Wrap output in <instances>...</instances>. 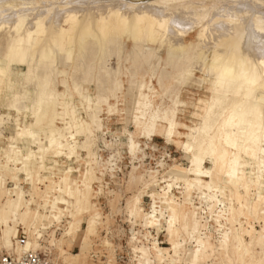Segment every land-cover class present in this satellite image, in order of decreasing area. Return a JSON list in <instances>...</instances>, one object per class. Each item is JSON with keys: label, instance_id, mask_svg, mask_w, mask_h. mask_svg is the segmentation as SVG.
Segmentation results:
<instances>
[{"label": "bare ground", "instance_id": "bare-ground-1", "mask_svg": "<svg viewBox=\"0 0 264 264\" xmlns=\"http://www.w3.org/2000/svg\"><path fill=\"white\" fill-rule=\"evenodd\" d=\"M222 1L0 0V105L7 109L8 116L13 109L24 114V127L10 144V151L17 143L24 152L22 173L27 175L29 172L33 144L43 151V157L56 158L65 154L69 165L74 163L73 156L79 159L78 150L91 155L92 133L101 128L100 104L108 96L94 99L90 86L85 83H95L106 95L115 96L122 83L119 77L125 61L124 38L128 36L135 43L140 64L149 67L152 74L158 72L161 53L165 50L167 64L179 70L175 78L180 89L197 87L202 93H208L206 102L205 99L201 102V125L188 133L191 141L185 150L193 151L207 139L204 153L190 157L193 173H197L196 168L205 158L212 160L215 169L210 173L208 189L214 176L220 174L239 198L242 173L260 165L264 157V0H230L227 6H220ZM260 7H263L262 11H258ZM195 24L202 27L199 37L188 42L185 33ZM62 57L66 59V65L72 67L71 84L67 67L61 66ZM114 59L117 67L111 63ZM60 76L65 88L63 92L57 89ZM131 85L142 86L134 82ZM74 94L85 107L87 119H84ZM58 104H62L64 110H71L77 133L85 136L82 144L64 142L70 126L65 127L64 134L56 132L54 109ZM30 117L34 121H29ZM45 119L48 125L44 142L39 131L29 132L28 129ZM175 119L176 113L170 120L168 133L174 129ZM3 123L4 118L0 116V126ZM136 127L138 131L139 126ZM227 147L237 152L229 167L225 165ZM239 154L242 161H239ZM236 168L240 175L235 173ZM66 169L64 184L67 187L71 177ZM64 191L70 198L79 199L74 192ZM16 195L17 199L8 200L0 207L6 226L2 240L10 247L6 251L20 250L16 240L13 241L18 225L34 234V241L27 239V247L36 249L32 244L43 235L40 227L46 231L53 224V218L60 221L62 216L69 215L71 202L68 200L67 208H61L58 200L51 199L54 204L51 206L58 209V215L54 211L46 216L39 214L40 222L34 224L30 208L24 209L23 192L16 191ZM74 207L76 216L90 212L85 201L82 206ZM43 216L46 223L41 220ZM97 219L96 215L87 219L88 227L81 237L80 259L87 249V233L95 230ZM74 225L71 221L67 234H72ZM196 244L202 246L200 255L193 250L186 254V260L194 264L200 261V256L207 260L212 249L210 242L200 236ZM106 245L109 242L106 241ZM171 251L172 259L160 252L157 256L160 264L177 263L181 252L178 240H172ZM141 252L146 264H155L144 249ZM258 264H264V260H258Z\"/></svg>", "mask_w": 264, "mask_h": 264}, {"label": "rangeland", "instance_id": "rangeland-1", "mask_svg": "<svg viewBox=\"0 0 264 264\" xmlns=\"http://www.w3.org/2000/svg\"><path fill=\"white\" fill-rule=\"evenodd\" d=\"M229 3L230 0H223L220 6ZM201 29V24L193 25L185 33L186 41H196ZM124 42L127 54L121 65V87L115 96L106 95L95 83H85L90 86L94 99L108 97L100 104L101 128L92 133L91 155L78 150L79 159L73 156L72 165L65 154L56 158L43 157V151L33 144L29 172L27 175L22 173L24 152L17 143L10 151V144L24 127V114L13 109L8 116L7 109L0 105V116L4 118L0 126V207L8 200L17 199L16 191L23 192L24 209L30 208V218L35 219L36 224V221L40 222L39 214L46 216L54 211L58 215V209L51 206V199L58 200L61 208H67L66 203L70 200L69 215L62 216L60 221L53 218V224L46 231L40 227L43 235L32 244L59 264H146L141 249L155 264H160L157 257L160 252L172 259L173 239L178 240L181 249L174 264H194L186 260V254L193 250L200 255L202 246L196 244L198 236L210 242L212 249L209 258L204 260L200 256L197 264H258V260H264V157L260 165L242 173L239 198L220 174L214 176L208 189L214 162L205 158L196 168V174L190 163L192 155L204 153L208 140L193 151L185 150L191 141L188 133L201 125V102L202 99L206 102L208 93H202L197 87L180 89L175 78L179 70L167 64L165 50L161 53L157 74H152L149 67L140 64L133 39L125 36ZM112 61L117 67L116 59ZM66 63L62 57L61 66L67 67L71 84L72 67ZM133 82L142 86L134 87ZM57 84L58 91L63 92L62 76L57 79ZM74 97L87 119L85 107L77 95ZM54 110L56 132L64 134L65 127L70 126L64 142L82 144L85 136L77 133L71 110H64L62 104ZM175 113L176 125L168 133ZM29 121L34 120L30 117ZM47 122V119L42 120L28 131H39L40 139L45 142ZM136 126H139L138 131ZM227 149L225 165L229 167L237 152L230 147ZM238 157L242 161V155ZM65 169L71 177L67 187L64 184ZM237 170L235 173L240 175ZM64 190L74 192L79 199L70 198ZM84 201L90 212L76 216L74 206H82ZM91 215H96L98 221L95 230L87 233V249L80 259L81 237ZM44 219L43 216L41 220ZM71 221L75 225L72 234H67ZM17 228V235L24 231L28 241L33 240L34 234L30 230L23 225ZM5 229L0 215V255L10 249L2 240Z\"/></svg>", "mask_w": 264, "mask_h": 264}, {"label": "built area", "instance_id": "built-area-1", "mask_svg": "<svg viewBox=\"0 0 264 264\" xmlns=\"http://www.w3.org/2000/svg\"><path fill=\"white\" fill-rule=\"evenodd\" d=\"M16 244L19 252L4 251L0 255V264H57L41 250L27 247V235L24 231L18 233Z\"/></svg>", "mask_w": 264, "mask_h": 264}]
</instances>
